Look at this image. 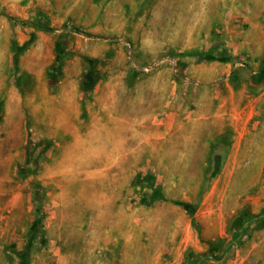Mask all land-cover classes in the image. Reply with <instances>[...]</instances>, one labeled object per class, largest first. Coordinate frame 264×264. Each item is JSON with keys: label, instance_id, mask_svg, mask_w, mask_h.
Returning <instances> with one entry per match:
<instances>
[{"label": "rangeland", "instance_id": "1", "mask_svg": "<svg viewBox=\"0 0 264 264\" xmlns=\"http://www.w3.org/2000/svg\"><path fill=\"white\" fill-rule=\"evenodd\" d=\"M225 1V18L207 21L223 40L147 54L124 35L63 21L54 0H0V79L32 98L20 113L0 99V264H264V141L233 148L225 132L188 146L115 149L105 126L83 146H65L70 137L45 130L35 87L41 77L56 94L63 78H79L83 108L94 100L98 113L111 97L129 107L138 99L159 121L175 107L186 115L229 110L232 91H263L264 51L243 50V36L232 45L225 35L264 31V0ZM159 6L161 17L171 14ZM211 61L229 68L213 83H196L192 67Z\"/></svg>", "mask_w": 264, "mask_h": 264}, {"label": "crops", "instance_id": "2", "mask_svg": "<svg viewBox=\"0 0 264 264\" xmlns=\"http://www.w3.org/2000/svg\"><path fill=\"white\" fill-rule=\"evenodd\" d=\"M54 2L56 11L63 21L67 19L93 35H124L132 42L135 51L152 54L165 48L177 51H200L219 42L223 36L211 35L207 29V21L209 15L213 13L217 19H224V4L228 1L54 0ZM146 3L147 7H145ZM160 3L167 4L171 13L169 16L161 17L158 14ZM181 11L188 13L183 14ZM147 17L153 18L151 27L147 26L149 23L146 25ZM162 18L175 22L163 26L159 23ZM186 20L190 22L182 23ZM255 28L257 27L248 29L244 34L232 32L231 35L225 36L232 40V45H234L233 39L243 36L238 46L260 55L264 51V31ZM103 48L107 50L110 46L105 45ZM72 62L80 64L78 60ZM192 68H196L191 71L196 83H213L214 78L218 74H223L229 65L211 61ZM35 84L41 95L40 107L43 108L42 112L45 116L44 128L47 132H61L70 137L73 143L65 146H83L82 141L94 140L97 132L106 131L105 126H107V147L115 149L167 145L176 147L180 145L177 143L182 141L188 146L193 140H213L225 132L232 134L233 148L254 147L257 142L264 141V104L261 108L256 106V100H264V82L263 91L257 96L244 89L232 91L230 98L233 107L229 110H223L219 106L198 108L192 115H186L175 107L174 111L165 114L162 121L145 114L138 99L133 102L134 107H129L128 101H120L118 104L116 99L111 97L107 107L100 108L98 113H95L92 106L95 105L94 100L90 102L91 106L83 108L84 94L79 78L72 79L68 76L63 78L57 84L56 94H50L53 88L50 85L52 81H43L39 77L35 80ZM218 96L219 94H216L214 98H223ZM0 99L5 101L8 111L15 110L16 113H20L21 110L24 112L32 101L30 89L17 87L11 79L9 81L0 79ZM172 103L175 101L167 102L168 105ZM98 115H103L104 119L97 118ZM17 128L20 132L26 131L25 126H17ZM82 132L86 134H81ZM114 154L110 153L109 156Z\"/></svg>", "mask_w": 264, "mask_h": 264}, {"label": "trees", "instance_id": "3", "mask_svg": "<svg viewBox=\"0 0 264 264\" xmlns=\"http://www.w3.org/2000/svg\"><path fill=\"white\" fill-rule=\"evenodd\" d=\"M195 259H192V257L189 259V261H194Z\"/></svg>", "mask_w": 264, "mask_h": 264}]
</instances>
